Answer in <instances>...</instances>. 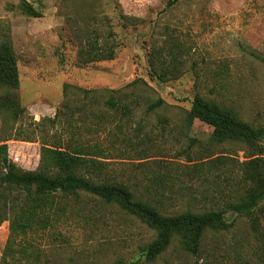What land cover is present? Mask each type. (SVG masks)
I'll return each instance as SVG.
<instances>
[{
	"label": "rangeland",
	"instance_id": "374dc122",
	"mask_svg": "<svg viewBox=\"0 0 264 264\" xmlns=\"http://www.w3.org/2000/svg\"><path fill=\"white\" fill-rule=\"evenodd\" d=\"M22 1L32 4L40 17L25 14ZM167 2L0 0V43L14 48L20 79L15 93L25 109L12 123L0 120V144L16 131L38 138L7 141L14 164L36 170L40 139L65 141L79 131L83 142L106 156L108 168L96 182L122 183L136 200L164 215L207 212L234 195L236 187L222 181L221 188L214 185L215 175L228 169L207 181L189 180L182 173L181 183L175 177L218 156L238 165L250 154L243 144L215 145L214 129L191 120L189 111L200 93L236 108L243 121L264 125V64L252 55L264 57V0H190L171 9ZM93 34L101 35L100 45L114 47L113 60L83 61L80 51ZM173 41L186 53L170 65L166 52ZM156 48L164 49L162 69L176 70L165 80L150 66ZM111 96L130 111L109 108ZM159 100L162 105L150 110ZM56 115V122L48 121ZM58 201L67 206L59 220L25 236L15 257L4 256L9 222L0 226V264H264L262 216L258 231L240 217L227 231L209 232L199 257L185 253L175 240L159 258L148 261L144 248L156 238L154 230L91 194ZM226 218L230 222L234 216ZM23 248L28 259L21 255Z\"/></svg>",
	"mask_w": 264,
	"mask_h": 264
},
{
	"label": "trees",
	"instance_id": "16d2710c",
	"mask_svg": "<svg viewBox=\"0 0 264 264\" xmlns=\"http://www.w3.org/2000/svg\"><path fill=\"white\" fill-rule=\"evenodd\" d=\"M190 0H168L169 9L179 3ZM20 8L30 16L40 17V13L27 1H22ZM134 23V22H132ZM101 35L88 36L82 46L80 55L85 63L111 61L115 58L114 47L107 42L99 44ZM108 48V49H107ZM164 49H154L151 53L150 66L161 79L175 74L173 70H164L166 62ZM186 53L179 42H170L166 52L170 65L179 63ZM264 64V57L252 54ZM228 69L227 66L224 67ZM19 71L14 48L7 42L0 43V120L4 124L14 122L24 115L15 91L19 87ZM3 90V91H2ZM94 91H86V94ZM159 100L150 105L154 110L162 105ZM106 104L111 109L130 111L127 105L120 104L111 96ZM48 120L52 123L57 119ZM191 120L198 119L214 129L211 137L215 145L223 143L243 144L250 152L243 162L234 165L232 158L218 156L202 163L188 166L175 179L185 181L182 173L189 180L204 178L228 169L227 173L215 175L214 185L221 188V181L229 187H236L231 198L222 200V207L203 213L186 211L177 215H164L156 207L136 200L133 192L124 184L106 181L96 182L108 168L104 151L98 146L82 141L79 131H72L64 141L56 138L54 142L40 139V162L36 170H23L14 164L8 154L7 141L23 140L37 142L33 132L25 136L16 131L14 136L3 138L0 144V226L9 222V238L5 258L15 257L16 245L30 233L47 229L52 222L59 220L66 205H61L60 198L77 197L80 193L91 194L108 205H115L125 213L133 216L147 228L157 233L156 238L145 248L148 261H155L165 253L175 240L180 248L188 254L199 257L201 246L209 232L221 233L230 229L237 218L246 217L252 228L258 231L261 216L264 218V125L255 126L242 120L238 110L213 98L197 93L189 111ZM45 121V120H44ZM43 120L36 124L40 127ZM42 132L45 126L40 129ZM190 187V186H188ZM244 190V191H241ZM208 193V190H204ZM222 196V189L218 191ZM237 193V194H236ZM233 220L228 222L227 215ZM28 259L26 248L21 251Z\"/></svg>",
	"mask_w": 264,
	"mask_h": 264
}]
</instances>
